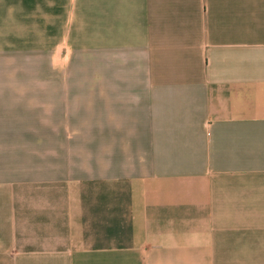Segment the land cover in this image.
I'll use <instances>...</instances> for the list:
<instances>
[{
    "label": "crops",
    "instance_id": "0c3cea01",
    "mask_svg": "<svg viewBox=\"0 0 264 264\" xmlns=\"http://www.w3.org/2000/svg\"><path fill=\"white\" fill-rule=\"evenodd\" d=\"M0 264H264V0H0Z\"/></svg>",
    "mask_w": 264,
    "mask_h": 264
},
{
    "label": "rangeland",
    "instance_id": "374dc122",
    "mask_svg": "<svg viewBox=\"0 0 264 264\" xmlns=\"http://www.w3.org/2000/svg\"><path fill=\"white\" fill-rule=\"evenodd\" d=\"M91 61V60H90ZM90 66H92V61L90 62ZM68 73H70V72H66V78H70L71 79V77H75V79H76V76L75 75H69ZM65 76V75H64ZM76 81H77V79H76ZM92 81V80H91Z\"/></svg>",
    "mask_w": 264,
    "mask_h": 264
}]
</instances>
